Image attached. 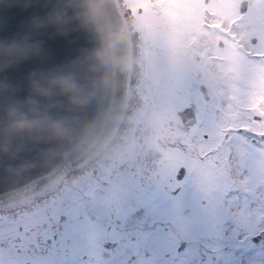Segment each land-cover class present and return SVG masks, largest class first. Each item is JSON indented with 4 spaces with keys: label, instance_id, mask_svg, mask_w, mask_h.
<instances>
[{
    "label": "water",
    "instance_id": "95a60500",
    "mask_svg": "<svg viewBox=\"0 0 264 264\" xmlns=\"http://www.w3.org/2000/svg\"><path fill=\"white\" fill-rule=\"evenodd\" d=\"M137 43L122 0H0V216L55 196L119 140Z\"/></svg>",
    "mask_w": 264,
    "mask_h": 264
},
{
    "label": "rangeland",
    "instance_id": "374dc122",
    "mask_svg": "<svg viewBox=\"0 0 264 264\" xmlns=\"http://www.w3.org/2000/svg\"><path fill=\"white\" fill-rule=\"evenodd\" d=\"M158 1L162 0H154L155 5ZM247 1V11L243 14L237 9L239 0H163L159 9L155 6L156 12H160L158 18L164 17L167 3L178 18V29H174V33L172 25L161 26L170 43H176L175 34H180L182 29L184 34L181 38H185L184 41L189 36L193 38L195 56L203 59L199 62L195 60V69L199 74L197 83L206 77L205 84L212 92L205 103L207 111L197 116L201 121L211 118L212 126L216 128L227 123L239 127V69L245 66L262 71L264 65L260 57L255 60V53L264 49V0ZM250 37L255 41L250 42ZM161 64V55L155 62H143V72L147 70L152 78L149 80L143 76L138 88L147 95L151 86L157 84L167 100L170 116L174 117L172 93L164 94L165 87L157 83ZM197 94L200 93L196 89ZM137 112L140 113V110ZM201 121L195 128L201 125ZM129 134L130 130L120 145L127 151L121 154L115 166L114 162L107 165L108 168L101 166L94 174H85L79 182H70L60 196L48 202L47 208L53 213L49 221L65 217L73 220V228L67 234L70 241L61 243V251L53 254L49 263L60 264L67 260L68 264H94L95 259L97 264H195L200 258L205 261L202 264H239L242 258L244 262V254L239 255L236 245L239 223L243 218L239 202L234 197L220 194L223 189L216 186L206 189L209 192L203 196L207 197L206 200L202 201H189L186 196L168 194L177 170L176 167L172 171L171 166L173 148L167 150L164 147L172 142L171 139L162 140L156 130L149 129L145 135V148H140L141 140L131 144ZM233 151L230 152L232 157L235 155ZM157 153L160 158L164 155L165 161L169 158L164 167L159 158V167L153 168L157 165ZM206 166H211V163ZM195 168L200 167L196 164ZM144 175H155V178L142 190L141 185H135ZM63 200L62 204L60 201ZM138 206L142 208L140 213ZM45 207L42 205L38 211L31 213L40 212ZM46 220L42 217L37 224H44ZM134 225L145 228L135 227L128 232ZM220 225L223 228H218ZM197 228L202 230L197 233ZM106 240L115 242V246L104 248L102 242ZM179 240L186 242L187 247L177 253ZM229 242L230 247H225L224 243ZM215 248L220 251L217 256L216 252L210 254ZM200 251H205V260L196 254ZM165 253L175 259L159 263L157 258H162ZM88 256H91L90 260Z\"/></svg>",
    "mask_w": 264,
    "mask_h": 264
},
{
    "label": "flooded vegetation",
    "instance_id": "af4514ba",
    "mask_svg": "<svg viewBox=\"0 0 264 264\" xmlns=\"http://www.w3.org/2000/svg\"><path fill=\"white\" fill-rule=\"evenodd\" d=\"M123 1L129 8L139 32V58L142 57L140 62L142 61V64L146 61L155 62L159 55L162 56L157 83L165 87L164 94L172 93L174 101V117H171L163 91L157 88V84L152 85L147 95L145 94V100L140 103L143 109L142 114L137 119H132L133 132H131L132 139L129 143L137 141L138 125L136 124L147 120L151 111L155 110L156 125L159 126L156 132L160 134L162 140L163 137L172 136V142L164 145L167 150L173 148L174 151L171 157L172 171L176 167L177 170L181 166L184 167V174L181 177L177 178L176 173L174 174L172 188L168 190V194L177 197L186 196L189 201L196 202L206 200L207 197L203 196H207L209 192L207 188L212 186L222 188L220 194L234 197L235 201L239 202V210L243 215L239 223V240L236 245L239 248V255L244 254V262L242 258L239 264H264V138H262L264 137V120L257 121L251 118L252 112L255 111L264 115V100L261 99L264 97V65L262 71L245 66L239 69V127H232L227 123L228 125L223 124L221 128H216L212 126L211 118L201 121L197 116L200 112L207 111L205 103L209 100L203 98L199 85L201 84L206 89L210 97L212 92L205 84L206 77L197 83L199 74L195 69V60L199 62L203 59L195 56L193 38L189 36L184 41L185 38H181L184 34V29H182L180 34H175L176 43L172 44L161 27L172 25V33L174 29H178V18L174 15L175 13L171 12L169 3L165 4L163 10L166 16L164 14V17L158 18L160 12H156L155 6L159 9L163 0L158 1L156 5L154 0ZM249 40L250 42L255 41L253 37ZM246 50L243 48V51L248 52ZM255 54L257 56L255 60L260 57L264 61V49ZM140 62L139 65L142 66ZM142 76L149 80L152 78L147 70ZM196 89L200 94L196 95ZM253 104L258 107H252ZM213 109L216 107L213 106ZM179 111H184L182 113L184 115L193 111V121L184 122ZM200 121L201 125L195 128ZM239 128L257 132L260 135H253L248 131L237 132L236 129ZM120 145L116 144L109 153L110 161L114 162V166L118 158L122 156L121 154L127 151L121 149ZM139 147L145 148V145L139 144ZM231 151L235 153L233 157L230 156ZM159 155L157 153V165L153 168L159 167ZM163 156L160 160L161 166L164 167L169 162V158L167 157L165 161ZM209 163L211 166H206ZM196 164L200 167L197 170ZM153 178L155 175L140 176L136 185H132L135 187L141 185L143 190ZM137 190L139 191V188ZM192 204L193 202L191 206ZM228 205L230 204L226 206ZM37 209L34 208L33 211H38ZM41 215V211L32 214L18 213L0 220V264H50L52 255L61 251V243L70 241V235L67 234L73 228V220L65 217L51 222L48 216L44 221L46 223L38 225ZM31 221L36 224H30ZM218 228H223V226L220 225ZM244 229L249 231L245 232ZM200 230L202 229L197 228V233ZM230 244L231 242L224 243L225 247H230ZM183 245V249L187 247L186 242ZM197 248L199 249L200 246ZM218 249H213L210 254L216 252L215 256H217L220 253ZM180 251L176 250L177 253ZM196 254L206 259L205 251ZM87 258L90 260L91 256ZM174 259L175 257H169L168 253H165L162 258H157L159 263L163 260ZM203 262L205 261L200 258L195 264ZM93 263L98 262L94 259ZM60 264H68V261L64 260Z\"/></svg>",
    "mask_w": 264,
    "mask_h": 264
},
{
    "label": "trees",
    "instance_id": "16d2710c",
    "mask_svg": "<svg viewBox=\"0 0 264 264\" xmlns=\"http://www.w3.org/2000/svg\"><path fill=\"white\" fill-rule=\"evenodd\" d=\"M156 122H157L156 112H155V110H152L151 115L148 117L147 120L140 121L136 124V125H138V133H137L136 138H137V140H141V143H140L141 145L145 144V142H144V140L146 138L145 135L149 129H152V130H154V129L158 130L159 129V126L156 125ZM166 138H170L172 140V136H167ZM163 139H165V137H163ZM170 139H168V140H170ZM111 164H113V162H111ZM131 229H133V228H130V231H131Z\"/></svg>",
    "mask_w": 264,
    "mask_h": 264
},
{
    "label": "snow or ice",
    "instance_id": "6c2138e0",
    "mask_svg": "<svg viewBox=\"0 0 264 264\" xmlns=\"http://www.w3.org/2000/svg\"><path fill=\"white\" fill-rule=\"evenodd\" d=\"M261 99L264 100V97H261ZM252 107H258V105L253 104ZM251 118H252L253 120L260 121V120H264V115H262L261 112H259V111H255V112H252ZM236 131H237V132L248 131V132L252 133L253 135H260V134L257 133V132L250 131V130L245 129V128H239V129H236ZM262 138H264V137H262Z\"/></svg>",
    "mask_w": 264,
    "mask_h": 264
},
{
    "label": "bare ground",
    "instance_id": "6f19581e",
    "mask_svg": "<svg viewBox=\"0 0 264 264\" xmlns=\"http://www.w3.org/2000/svg\"><path fill=\"white\" fill-rule=\"evenodd\" d=\"M127 9H129V8H127ZM130 11V10H129Z\"/></svg>",
    "mask_w": 264,
    "mask_h": 264
}]
</instances>
